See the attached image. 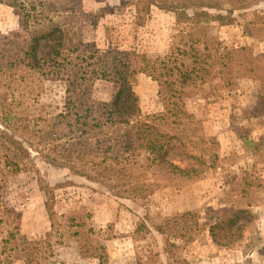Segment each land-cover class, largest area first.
Wrapping results in <instances>:
<instances>
[{"label":"rangeland","instance_id":"rangeland-1","mask_svg":"<svg viewBox=\"0 0 264 264\" xmlns=\"http://www.w3.org/2000/svg\"><path fill=\"white\" fill-rule=\"evenodd\" d=\"M82 3L89 13L82 25L84 39L98 47L135 48L144 58L161 59L184 28L210 37L208 45L213 48H242L252 66L238 79L236 90L221 97L210 94L208 99H203L210 91L203 85L185 90L189 111L196 119L200 118L196 130L206 150L196 162L190 156L176 162L182 167L198 169L199 176L172 180L144 205L129 197L111 195L98 183L72 174L62 166L51 165L35 153L34 161L55 189L57 214L54 222H50L39 201L34 175L20 167L6 169L3 179L8 186V199L22 211L23 232L30 238L45 241L44 263L264 264V103L258 104L264 96V76L257 77L264 63L261 56L264 0L191 1L185 5V11L206 19L180 26L174 13L156 7L147 8L144 23L135 25L130 0H83ZM15 9L0 1V35H11L20 29ZM16 47L17 44L14 50ZM5 48V60L14 61L16 56H10L13 52ZM0 49H3L1 39ZM31 81V78L23 80L25 84ZM158 84L147 73L138 74L131 83L142 112L162 109ZM92 89L93 99H109L118 91L119 82L98 79ZM24 92L34 124L53 128L60 134L65 82L48 79L41 85H29ZM245 174L258 181L253 205L237 202ZM238 207L246 211L239 221L240 232L233 227L225 233L220 227L211 233L212 226H221ZM184 212L190 215L195 238L189 242L177 241L173 246L175 255L169 261L162 249V229L170 219ZM141 221L147 223L150 234L144 236L137 231ZM148 245L153 251L161 252L155 260L147 252Z\"/></svg>","mask_w":264,"mask_h":264},{"label":"trees","instance_id":"trees-1","mask_svg":"<svg viewBox=\"0 0 264 264\" xmlns=\"http://www.w3.org/2000/svg\"><path fill=\"white\" fill-rule=\"evenodd\" d=\"M0 1L16 8L20 27L11 35H0V264H45V241L23 232L22 211L8 199L3 179L6 169L20 167L34 175L39 201L50 222L57 214L55 189L34 161L35 153L51 165L98 183L111 195L144 205L172 180L199 176L198 169L176 162L186 156L196 162L206 150L196 130L200 118L189 111L185 90L203 85L210 89L203 99L210 94L221 97L236 90L238 79L252 63L242 48H213L208 45L210 37L184 28L161 59L144 58L135 48H101L84 39L82 25L89 13L83 0ZM191 1L197 0H130L133 23L142 25L150 7L174 13L179 26L200 23L204 16L184 9ZM5 47L13 52L10 56H16L14 61L5 60ZM261 56L264 58V52ZM140 73L158 81L159 111L144 113L140 109L131 88ZM263 76L264 63L257 73L258 78ZM25 78H31V83L25 84ZM48 79L66 84L60 134L53 128L37 127L26 106L24 88ZM98 79L119 82L113 97L93 99L92 88ZM256 180L251 174L242 176L238 204L255 203ZM245 212L238 207L221 226H212L211 233L220 227L225 233L233 227L240 232L239 221ZM136 229L144 236L151 233L145 221ZM194 230L188 212L167 222L162 229V249L169 261L175 255V243L193 240ZM147 252L153 260L161 253L149 245Z\"/></svg>","mask_w":264,"mask_h":264},{"label":"water","instance_id":"water-1","mask_svg":"<svg viewBox=\"0 0 264 264\" xmlns=\"http://www.w3.org/2000/svg\"><path fill=\"white\" fill-rule=\"evenodd\" d=\"M3 127L1 124H0V128Z\"/></svg>","mask_w":264,"mask_h":264}]
</instances>
